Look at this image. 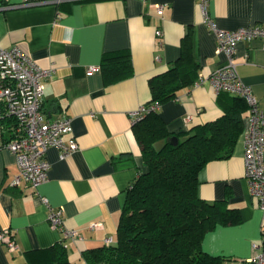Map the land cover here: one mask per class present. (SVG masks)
Segmentation results:
<instances>
[{
	"label": "crops",
	"instance_id": "crops-1",
	"mask_svg": "<svg viewBox=\"0 0 264 264\" xmlns=\"http://www.w3.org/2000/svg\"><path fill=\"white\" fill-rule=\"evenodd\" d=\"M23 1L0 0V44L19 45L40 66L55 69L45 81L43 107L49 118L72 117L79 147L64 158L50 147L49 177L36 189L12 184L16 157L0 148V230L9 229L18 244L12 251L0 243V264H42L43 250L63 241L62 231L50 224L49 206L61 208L66 227L82 236L65 239L69 264H88L87 249L115 238L129 184L144 169L132 112L151 99L149 79L179 57L188 35L200 64L199 83L159 109L169 130L181 132L223 113L208 77L228 57L217 51V36L205 23L198 0ZM158 4L164 5L162 11ZM209 12L222 29L264 26V0H210ZM117 50L131 53L134 73L107 83L102 58ZM235 59L239 77L264 108V41H240ZM92 66L98 69L90 72ZM244 168L240 138L231 157L212 160L199 173L200 196L227 200L242 217L238 224H219L203 239V249L223 257L224 264H242L254 242L264 246V215ZM94 222L101 226L91 228Z\"/></svg>",
	"mask_w": 264,
	"mask_h": 264
},
{
	"label": "trees",
	"instance_id": "trees-1",
	"mask_svg": "<svg viewBox=\"0 0 264 264\" xmlns=\"http://www.w3.org/2000/svg\"><path fill=\"white\" fill-rule=\"evenodd\" d=\"M199 68L191 38L185 35L179 57L149 79L147 106H161L193 86ZM101 70L107 83L130 77L131 53H104ZM217 101L223 110L219 117L181 132L169 130L160 108L133 123L144 169L129 184L113 242L87 249L88 264H224L223 257L203 249V239L219 224H238L242 217L227 200L211 202L200 196L199 173L208 162L232 156L249 105L241 95L228 91L219 92ZM43 252L47 255L42 264H69L62 242Z\"/></svg>",
	"mask_w": 264,
	"mask_h": 264
},
{
	"label": "built area",
	"instance_id": "built-area-1",
	"mask_svg": "<svg viewBox=\"0 0 264 264\" xmlns=\"http://www.w3.org/2000/svg\"><path fill=\"white\" fill-rule=\"evenodd\" d=\"M61 2L62 0H50ZM42 0H24V4H38ZM203 19L217 36V51L228 57L227 64L215 69L209 80L217 93L228 91L241 95L249 105L244 118V175L251 194L257 199L264 215V108L253 89L245 84L238 74L235 59L238 43L242 40L260 38L264 41V26H244L238 29H222L209 12L210 0H198ZM162 11L164 5H157ZM157 35L162 31L157 29ZM98 67H90V72ZM55 74L52 67L40 66L29 53L19 45L4 47L0 44V148L11 150L16 157L18 171L13 185L26 183L33 189L48 180L50 162L46 152L56 147L62 158L79 147L73 133L72 117L60 114L49 118L44 110L45 81ZM196 83H199L197 81ZM160 105H141L132 112V122L141 118L149 110H157ZM191 115L186 117L190 121ZM70 134L68 138L65 135ZM47 202V199L44 198ZM48 219L53 228L63 233L62 244L66 247L67 237H82L77 229L65 225L61 208L49 206ZM101 222H94L91 228H98ZM109 237L105 243L110 244ZM0 243L10 250L18 246L14 234L9 229L0 230ZM252 254L242 264H264V246L260 242L252 245Z\"/></svg>",
	"mask_w": 264,
	"mask_h": 264
},
{
	"label": "rangeland",
	"instance_id": "rangeland-1",
	"mask_svg": "<svg viewBox=\"0 0 264 264\" xmlns=\"http://www.w3.org/2000/svg\"><path fill=\"white\" fill-rule=\"evenodd\" d=\"M240 138H243V135ZM156 145L160 147L162 145V141L157 142Z\"/></svg>",
	"mask_w": 264,
	"mask_h": 264
},
{
	"label": "water",
	"instance_id": "water-1",
	"mask_svg": "<svg viewBox=\"0 0 264 264\" xmlns=\"http://www.w3.org/2000/svg\"><path fill=\"white\" fill-rule=\"evenodd\" d=\"M177 142H178V138L177 137H174L173 143H177Z\"/></svg>",
	"mask_w": 264,
	"mask_h": 264
}]
</instances>
